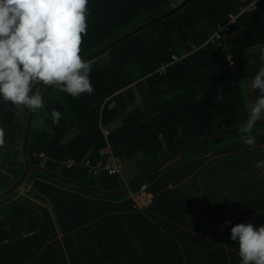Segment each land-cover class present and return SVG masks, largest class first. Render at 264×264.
I'll use <instances>...</instances> for the list:
<instances>
[{
  "label": "trees",
  "instance_id": "16d2710c",
  "mask_svg": "<svg viewBox=\"0 0 264 264\" xmlns=\"http://www.w3.org/2000/svg\"><path fill=\"white\" fill-rule=\"evenodd\" d=\"M181 1L88 0L81 58L171 11ZM243 8L247 11L226 38L228 53L216 44H204L217 25L227 23L230 15H239ZM261 48L264 0H192L177 14L91 62V95L74 99L58 88L48 95L33 120L28 144L31 164L103 191L132 187L176 151L246 121L247 101L252 103L259 96L251 81L264 65ZM172 57L178 61L174 63ZM47 87L42 82L37 85L41 94ZM218 88L221 99H216ZM196 96L201 99L196 101ZM109 100L113 107L104 109ZM53 109L61 113L58 125L52 122ZM14 111L0 97L4 141L0 145V193L25 167L21 146L29 110L25 109L22 118ZM102 130L110 132L107 141ZM242 135L239 131L203 142L150 176L142 184L152 196L144 211L135 210L134 202L125 196H101L34 171L24 182L28 188L24 196L14 193L0 201V247L38 235L54 221L61 240L45 247L30 264H240L238 244H233L235 257L220 244L183 241L176 233L180 230L170 224L176 222L173 188L205 164H212L208 161L219 160L230 151L252 156L254 166L264 160V124L253 128L254 146L243 144ZM107 146L122 162L121 176H93L83 166L67 168L70 160L108 162L109 156L102 155ZM39 154L46 158L45 164ZM179 162L188 171L181 173ZM248 182L238 184V191L247 190L249 204L264 206V185L255 186L252 178ZM138 192L139 188L132 193ZM205 198L214 201L209 194ZM181 209L186 215L197 213L196 206L186 203Z\"/></svg>",
  "mask_w": 264,
  "mask_h": 264
},
{
  "label": "clouds",
  "instance_id": "9594fccd",
  "mask_svg": "<svg viewBox=\"0 0 264 264\" xmlns=\"http://www.w3.org/2000/svg\"><path fill=\"white\" fill-rule=\"evenodd\" d=\"M87 4L88 0H0V97L11 103L17 117L22 118L25 109L35 112L44 107L37 88L41 82L74 99L94 92L92 65L80 55ZM260 53L264 62V48ZM251 87L259 96L245 106L247 119L240 127L241 142L249 147L256 144L252 135L256 122L264 120V65ZM222 95L218 88L216 99ZM51 118L58 125L60 111L53 109ZM255 167L264 168V160ZM230 239L238 244L240 264H264V225L238 223L231 228Z\"/></svg>",
  "mask_w": 264,
  "mask_h": 264
},
{
  "label": "crops",
  "instance_id": "0c3cea01",
  "mask_svg": "<svg viewBox=\"0 0 264 264\" xmlns=\"http://www.w3.org/2000/svg\"><path fill=\"white\" fill-rule=\"evenodd\" d=\"M233 154L230 151L219 160L211 159L208 162L212 164H205L173 188L176 222L170 225L180 230L176 233L183 241L212 242L217 246L220 244L225 253L237 257L235 247L233 248V244L237 243L230 239L231 228L238 223H253L255 227L264 225V206L251 205L248 203L250 200L246 201L245 195L249 193L245 192L246 189L238 191V188L233 186V177L226 175V165H229L231 174L237 179L246 181L252 178L254 183L257 179L259 182L264 180V168H256L252 156ZM246 163L249 164L250 172L245 170L248 166ZM179 166L181 173L188 171L186 164L179 162ZM262 184L264 185V182L260 183ZM207 194L214 198L213 202L206 200ZM151 201L152 196L149 197V202ZM184 203L192 208L196 206L197 213L186 215L181 209ZM179 209L180 212H177ZM226 221L230 223L225 225ZM60 240L61 235L53 221L38 235L23 237L13 245L1 246L0 260L8 259L6 256H9L13 261L11 264H18L19 259V264H30L45 247Z\"/></svg>",
  "mask_w": 264,
  "mask_h": 264
},
{
  "label": "water",
  "instance_id": "95a60500",
  "mask_svg": "<svg viewBox=\"0 0 264 264\" xmlns=\"http://www.w3.org/2000/svg\"><path fill=\"white\" fill-rule=\"evenodd\" d=\"M191 1L192 0H183L182 2H180L179 5L174 7L171 11H169V12H167V13H165V14H163V15L155 18V19H152L150 21L145 22L144 24L136 27L132 31L128 32L127 34H125V35L121 36L120 38L116 39L115 41L111 42L107 46L95 51L94 53H92V54H90V55H88L86 57H83L82 59H86L89 63L94 62L95 60H97L98 58L102 57L107 52H109L112 48L118 46L119 44H121L124 41L128 40L132 36L136 35L137 33H140L141 31H144V30L150 28L151 26H154V25L162 22L163 20L168 19L169 17L177 14L184 7H186ZM54 89H55V87L48 86L42 92L41 96L43 98V102L45 101V99L48 97V95ZM36 113H37V111H35V112L29 111V114H28V117H27V121H26L25 131H24V135H23L21 151H22V157H23L24 166H25L24 170H23L22 174L20 175V177L9 188H7L5 191L0 193V201L5 200L6 198H8L9 196H11L14 193H17V194L21 195L23 192L27 191V187L24 186V182L28 178V176L34 171H38V172L44 174L45 176H48V177L53 178L55 180H58V181H60L62 183H65V184H67L69 186L76 187L78 189H83V190H86L88 192H91V193H94V194H98V195H101V196H106V197H121V196H125L129 192H133L136 189H138L150 176H152L158 170H160L161 168L166 166V164H168L171 160H174L175 158H177L182 153L197 147L199 144H201L203 142L211 141V140H213L215 138H218L220 136H224V135H227V134H234V133L236 134V133H238L240 131V127H241V126H239V127L235 128V129L221 132V133L216 134L214 136L201 139L198 142H196L195 144L186 146V147L176 151L174 154H172L171 156H169L168 158L163 160L158 166H156L155 168H153L149 172H147L145 174V176H143L140 180H138V182H136L132 187H128L125 190L120 191V192H109V191H103V190L91 188V187L86 186L84 184H78V183L67 181V180L62 179L61 177L49 172L45 167L34 166V165L31 164V161H30L29 156H28V144H29V139H30V135H31V131H32L33 120H34V117H35ZM259 124L263 125L264 124V120L256 122V125H259Z\"/></svg>",
  "mask_w": 264,
  "mask_h": 264
},
{
  "label": "built area",
  "instance_id": "2783aa9c",
  "mask_svg": "<svg viewBox=\"0 0 264 264\" xmlns=\"http://www.w3.org/2000/svg\"><path fill=\"white\" fill-rule=\"evenodd\" d=\"M252 12L255 11L254 7L250 8ZM245 11H247V8H243L239 15L229 16V21L227 23H222L217 25L214 33L210 36V38L204 43L205 45L209 44H216L219 48H221L225 53L229 52L228 47L225 45L226 38L230 32V29L232 25L236 23L237 18L243 14ZM227 64L230 68L233 67V61L231 59V55L227 54ZM172 61L175 63L178 61V58L172 57ZM102 134L107 141V137L110 135L109 131L102 130ZM112 148L110 146H107L103 149L102 155L103 156H109V160L106 163H102L101 161H98L96 163H91L89 160H84L82 162H76L74 160H70L66 163L67 168H72L76 166H83L87 172L92 174L93 176H98L99 173H106L109 176L119 175L121 176V170H122V164L119 161H116L114 157H112ZM39 159L42 160V163L45 164L46 158L43 154L38 155ZM43 166V165H42ZM146 185H142L139 187V192L137 194H134L132 192H129L125 195L126 200H132L134 202V209L137 211H144L149 206V197L151 195L146 194Z\"/></svg>",
  "mask_w": 264,
  "mask_h": 264
},
{
  "label": "rangeland",
  "instance_id": "374dc122",
  "mask_svg": "<svg viewBox=\"0 0 264 264\" xmlns=\"http://www.w3.org/2000/svg\"><path fill=\"white\" fill-rule=\"evenodd\" d=\"M183 1V0H182ZM181 1V2H182ZM180 4V3H179ZM178 4V5H179ZM247 104H249V102L247 101ZM106 107V108H105ZM105 107H104V109H110L111 107H113V102H112V100H109V101H107L106 103H105ZM112 155H113V151H112ZM114 157V156H113ZM115 160L116 161H119L121 164H122V162H121V160H119V159H116L115 158ZM235 165V163L233 162V166ZM226 168H227V176L228 177H233V186L236 188H238V184H242V183H244L245 185H248L249 184V182H248V180L249 179H247V181H244V180H242V179H237L236 178V176H233V174H231V172H230V169H229V165L227 164L226 165ZM237 174L239 173V172H236ZM260 184V182H259V180L257 179V180H255V186H260L259 185ZM243 186V185H242ZM27 190H28V188H27ZM27 191H25V192H23L21 195L22 196H24V194L26 193ZM6 258H8V259H3V260H0V264H11L13 261L11 260V259H9V256H6ZM19 261H20V259L18 260V264H19Z\"/></svg>",
  "mask_w": 264,
  "mask_h": 264
}]
</instances>
